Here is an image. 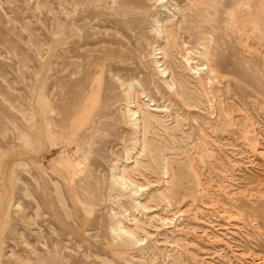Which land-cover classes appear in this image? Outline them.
<instances>
[{
	"label": "rangeland",
	"instance_id": "1",
	"mask_svg": "<svg viewBox=\"0 0 264 264\" xmlns=\"http://www.w3.org/2000/svg\"><path fill=\"white\" fill-rule=\"evenodd\" d=\"M0 264H264V0H0Z\"/></svg>",
	"mask_w": 264,
	"mask_h": 264
},
{
	"label": "bare ground",
	"instance_id": "2",
	"mask_svg": "<svg viewBox=\"0 0 264 264\" xmlns=\"http://www.w3.org/2000/svg\"><path fill=\"white\" fill-rule=\"evenodd\" d=\"M201 2V1H200ZM199 2V3H200ZM160 3H161V0H160ZM116 4V3H115ZM201 4H202V2H201ZM213 4V3H212ZM241 4H243L242 2H241ZM163 6V5H162ZM199 6V5H198ZM206 6V5H205ZM248 6V5H247ZM201 7V6H200ZM199 7V8H200ZM239 7H241V6H239ZM201 8H203V6L201 7ZM213 8V7H212ZM208 9V8H207ZM209 10V9H208ZM263 10V9H262ZM212 13V12H211ZM206 15V14H205ZM257 16V15H256ZM218 17V16H217ZM163 22V21H162ZM254 23V22H253ZM156 24V23H155ZM240 24V23H239ZM71 25V24H70ZM160 25V24H159ZM253 25V24H252ZM157 29H158V33L160 34V35H162V37L164 36V32H163V30H162V28H158L157 27ZM179 30V29H178ZM165 31V30H164ZM178 34V33H177ZM70 36V35H69ZM72 36V35H71ZM160 37V36H159ZM161 38V37H160ZM165 39H167V43L168 44H170V43H173V41H174V36H168L167 35V37H165ZM178 47V46H177ZM204 48H206V47H204ZM157 49H161L159 46H157L156 47V50ZM180 50V49H179ZM205 50H207V49H205ZM159 53H161V52H159ZM208 53V52H207ZM206 55V54H205ZM154 56V55H153ZM159 56V55H158ZM159 58V57H158ZM167 59V58H166ZM185 62L189 65L190 63H189V60H188V58H186L185 59ZM155 63H156V65H157V68H158V70H159V73H161L165 78H164V80H163V82H164V84H165V86L168 88V89H170V90H172V89H174L175 90V93H177L176 91V83H175V81H174V79H172V77H168V72H167V69H166V67L163 65V63H161V61L160 60H155ZM190 68H191V66H190ZM192 69V68H191ZM201 70V69H200ZM211 70V69H210ZM214 70V69H213ZM213 70H211V72L213 71ZM213 73V72H212ZM211 74V73H210ZM167 77V78H166ZM139 90V89H138ZM41 91V90H40ZM39 92V91H38ZM42 92V91H41ZM38 95V94H37ZM36 95V96H37ZM40 96L38 95V97L36 98V99H38ZM42 97V96H41ZM93 99H94V97H93ZM150 99V98H149ZM42 100L43 99H41V101H40V99H39V103L40 102H42ZM46 101V100H45ZM48 101V100H47ZM46 101V102H47ZM152 100H150V104H148V106H153L154 104L151 102ZM37 102V101H36ZM93 102V101H92ZM130 104H131V101L129 102ZM38 104V103H37ZM41 104V105H40ZM39 104V106L38 107H40V109H42L43 110V112L44 113H46V109H47V104L44 102H42V103H40ZM93 105V104H92ZM91 105V106H92ZM94 107V106H93ZM158 108H154V110H157ZM125 111H126V115L130 118V120L133 122V124L134 125H137V121H138V119H137V117H138V115H139V113H138V111H136V110H134L131 106H129V104H127L126 105V107H125ZM49 112V111H48ZM47 112V113H48ZM88 112V111H87ZM48 117V116H47ZM85 119V118H84ZM45 120V119H44ZM83 123V122H82ZM141 126V125H140ZM139 133V132H138ZM141 133V132H140ZM48 134V133H47ZM50 140V139H49ZM141 142V141H140ZM64 144V143H63ZM55 147H57V145H55ZM136 147H137V145L136 146H134L133 147V149H132V151L133 150H135L136 149ZM64 149V148H63ZM147 150V146L145 145V144H143L142 145V148L140 149V151L142 152H144V151H146ZM65 151V150H64ZM67 152V151H66ZM72 152V151H71ZM135 153H137V151L135 152ZM68 154H66V153H64V152H60L58 155H56L55 157V160H52L53 162H56V161H61L62 159H67L65 162H64V164L62 165V168H61V170H59V171H57V172H59V173H61V172H65V171H68L69 169H71V171L72 172H76L77 173V171H80L79 169H81V167H80V165H79V160L78 159H75V157L73 158H71V157H69V156H67ZM131 159H133V157H132V152L130 151L128 154H127V156L125 157V159H124V162H122L120 159L119 160H117V162L116 163H114V165H113V167H112V170H111V174H112V178H113V180H114V182H115V184L116 185H118L119 187H120V189H123V190H130L131 191V193L134 195V196H137L138 195V193H139V191L141 190V186H139V185H137L131 178H130V176H129V174L128 173H126L125 172V167L123 166V165H129L130 164V160ZM149 160H150V158H149ZM133 163H136V165H137V162H135V161H132ZM150 163H151V165H153V161L152 160H150L149 161ZM39 164V163H38ZM133 165H135V164H133ZM162 169H163V173H164V175H169V172H168V167H167V165L166 164H164L163 166H162ZM76 175V174H75ZM193 175H194V180H195V187H197V190H198V192L199 193H202V191H203V187H202V184H201V181H200V179H199V177H198V174L196 173V170H195V172L193 173ZM177 177V176H176ZM113 182V181H112ZM168 182V181H167ZM168 187H169V193L166 195V194H163L162 195V197L164 198V200H165V202L166 203H168L169 205H172V203H171V199H175V197H179V198H181L180 199V202L181 201H183L184 203H186V204H189L188 202H187V200H185L186 198H185V195H186V193H184L183 192V187H182V184L181 183H179V181H176V182H174L173 184H171V183H168ZM143 189V188H142ZM128 190V191H129ZM144 190V189H143ZM141 192V191H140ZM137 194V195H136ZM139 196H141L140 194H139ZM140 198V197H139ZM139 198H136L135 197V199H134V203L135 204H137V206H139V207H142L143 209H144V206L142 205V203L140 202V200H139ZM129 214V213H128ZM130 219V218H129ZM134 219V218H133ZM163 221H165L166 219H162ZM120 223V222H119ZM114 230V229H113ZM115 232V231H114ZM117 234H121V235H123V236H125L126 238H128V241H130L131 243H133V244H135V245H139V243H141L143 240L141 239V238H139L136 234H135V232H134V230L131 228V226H127V224L126 225H124L123 223H120V224H118V232H117ZM144 239V238H143Z\"/></svg>",
	"mask_w": 264,
	"mask_h": 264
}]
</instances>
